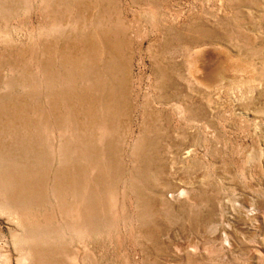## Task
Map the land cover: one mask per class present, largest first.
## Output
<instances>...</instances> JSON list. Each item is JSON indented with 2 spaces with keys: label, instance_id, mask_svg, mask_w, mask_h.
<instances>
[{
  "label": "rangeland",
  "instance_id": "rangeland-1",
  "mask_svg": "<svg viewBox=\"0 0 264 264\" xmlns=\"http://www.w3.org/2000/svg\"><path fill=\"white\" fill-rule=\"evenodd\" d=\"M0 264H264V0H0Z\"/></svg>",
  "mask_w": 264,
  "mask_h": 264
},
{
  "label": "bare ground",
  "instance_id": "bare-ground-1",
  "mask_svg": "<svg viewBox=\"0 0 264 264\" xmlns=\"http://www.w3.org/2000/svg\"><path fill=\"white\" fill-rule=\"evenodd\" d=\"M220 75V74H219Z\"/></svg>",
  "mask_w": 264,
  "mask_h": 264
}]
</instances>
